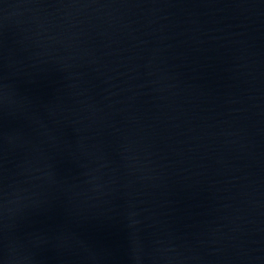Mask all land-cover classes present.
Masks as SVG:
<instances>
[{
    "label": "water",
    "instance_id": "obj_1",
    "mask_svg": "<svg viewBox=\"0 0 264 264\" xmlns=\"http://www.w3.org/2000/svg\"><path fill=\"white\" fill-rule=\"evenodd\" d=\"M0 264H264V0H0Z\"/></svg>",
    "mask_w": 264,
    "mask_h": 264
}]
</instances>
